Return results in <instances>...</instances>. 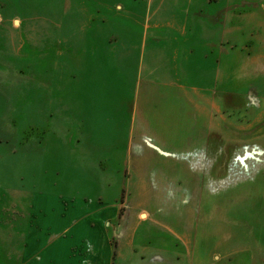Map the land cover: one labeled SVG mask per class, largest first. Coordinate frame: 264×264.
<instances>
[{"label": "rangeland", "instance_id": "rangeland-1", "mask_svg": "<svg viewBox=\"0 0 264 264\" xmlns=\"http://www.w3.org/2000/svg\"><path fill=\"white\" fill-rule=\"evenodd\" d=\"M100 3L0 0V264H132L130 228L145 212L129 201L130 169L151 175L166 159L160 137L175 144L176 107H184L160 78L146 80L147 10L160 25L184 17L178 72L196 119L217 122L219 154L264 152V0L103 2V11L138 13L139 23L126 12L101 13L80 31V11ZM156 68L161 79L173 73ZM152 88L159 95L146 96ZM242 186L248 197L240 193L214 216L226 215L232 228H264V178ZM90 233L95 247L86 252ZM119 242L126 258H113Z\"/></svg>", "mask_w": 264, "mask_h": 264}, {"label": "crops", "instance_id": "crops-1", "mask_svg": "<svg viewBox=\"0 0 264 264\" xmlns=\"http://www.w3.org/2000/svg\"><path fill=\"white\" fill-rule=\"evenodd\" d=\"M87 1L101 3L91 12L80 11V16L75 12V16L81 18L82 32L89 30L91 23L101 13L116 16L115 13L120 15L126 12L134 22L139 23L138 13L131 14L124 7L119 9L118 4L115 7L119 10L103 11L101 8L103 2L137 0ZM141 16L143 30L153 34L152 40L148 42L146 37L140 44V51L143 54L147 51L146 80L152 83L160 78L174 95L182 99L184 107H176L178 120L175 128L180 133L174 140L175 144L159 136L162 138L161 144L168 146V149L160 152L166 159H160L151 175L147 172L145 176L134 165L130 169L132 188L129 201L144 209L145 218L144 222L136 223L130 228L129 240L125 235L122 236L125 242L128 240V252L125 255L132 264H264V228L251 222V225L246 223L247 227L242 229L232 228L226 215L214 216L215 210L224 214L228 204L235 201L240 193L248 191V187L242 186L243 182L256 183L264 178V152L248 151L243 157L234 156L231 152L219 154L217 122L204 124L196 119L192 107H187L191 103L187 101V94L191 90L187 93L186 74L178 72L179 65L185 66V60L182 61L175 45L179 38L184 37L181 36L184 34V17L177 15L175 22L160 25L154 11L147 10ZM158 65H167L168 71L173 70V73L165 71L166 75L161 79L157 74ZM145 95L156 96L159 93L152 88L146 89ZM190 95L191 93L189 97ZM180 114L184 115L182 119ZM141 125L145 126V122ZM136 144L132 139L130 152ZM148 176H153L154 180L149 181ZM262 203L264 204L263 200ZM122 204L120 201L119 206ZM260 205L258 204L259 209ZM88 221V218H83L79 223L83 225V230H87V225L90 224ZM259 221L260 219L258 225ZM74 224L78 223L73 222L72 225ZM219 228L222 234L219 233ZM55 239L57 238L53 236L49 241L50 247L57 246L53 242ZM94 239L92 233L82 239L83 251L90 252L95 247ZM124 244H117L116 259L126 258L123 256V249L127 243ZM29 247L30 245H26V250ZM102 248L105 255L111 254L112 249L107 248L106 242ZM26 250H21L20 257H25ZM39 251L37 256L41 254V249ZM237 256L239 261L233 260ZM244 257H247L246 260ZM23 262L25 260L19 264H25Z\"/></svg>", "mask_w": 264, "mask_h": 264}, {"label": "trees", "instance_id": "trees-1", "mask_svg": "<svg viewBox=\"0 0 264 264\" xmlns=\"http://www.w3.org/2000/svg\"><path fill=\"white\" fill-rule=\"evenodd\" d=\"M113 246H114V248H116V244L115 243H113ZM116 250L114 251V253H113V258H116Z\"/></svg>", "mask_w": 264, "mask_h": 264}]
</instances>
